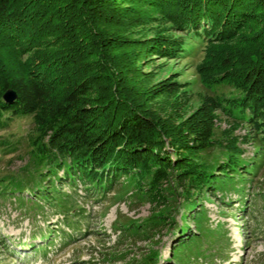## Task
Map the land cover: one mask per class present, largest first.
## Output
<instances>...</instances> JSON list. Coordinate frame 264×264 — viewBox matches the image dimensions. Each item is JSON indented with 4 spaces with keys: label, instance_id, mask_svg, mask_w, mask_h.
Wrapping results in <instances>:
<instances>
[{
    "label": "trees",
    "instance_id": "1",
    "mask_svg": "<svg viewBox=\"0 0 264 264\" xmlns=\"http://www.w3.org/2000/svg\"><path fill=\"white\" fill-rule=\"evenodd\" d=\"M149 20L169 25L133 41L122 35ZM200 45L196 70L206 91L199 104L179 119L153 112L148 102L177 82L142 88L137 58L179 59ZM7 89L16 94L11 103L3 99ZM220 113L231 122L217 132ZM26 116L33 129L23 171L38 172L41 183L72 187L79 179L104 193L123 178L159 204L167 201L165 190L179 189L191 209L226 179L250 180L245 174L261 166H250L238 143L253 129L261 141L256 153L264 149V0H0V130ZM242 126L250 128L239 139L233 132ZM8 178L19 192L34 181L23 173ZM50 186L41 194L48 196ZM167 212L123 229L146 234L166 223ZM195 236L174 247L176 259Z\"/></svg>",
    "mask_w": 264,
    "mask_h": 264
},
{
    "label": "rangeland",
    "instance_id": "2",
    "mask_svg": "<svg viewBox=\"0 0 264 264\" xmlns=\"http://www.w3.org/2000/svg\"><path fill=\"white\" fill-rule=\"evenodd\" d=\"M168 25L149 20L126 27L122 35L133 41ZM166 31L184 35L170 27ZM202 50L201 45L189 49L179 59L161 54L137 58L135 80L142 88L177 82L175 90L161 92L148 102L153 112L179 119L199 104L206 91L196 70ZM220 117L217 132L228 129L231 122L222 113ZM249 128H235L233 134L241 139ZM32 129V119L26 116L13 117L0 130V264H264V149L256 153L260 135L255 136L253 129L250 140H240L238 145L244 150L242 157L254 162L250 166L260 160L258 171L245 174L250 180L226 179L221 188L199 196L191 209L184 205L179 189L165 190L167 201L159 204L136 194L123 178L104 193L85 189L79 179L72 187L57 179L52 180L53 186L47 178L41 183L38 172L30 176L23 171ZM22 173L34 181L20 192L13 191L16 186L8 176ZM35 183L41 189L35 190ZM47 185L51 192L45 196L41 192ZM58 197L67 204L59 199L56 204ZM66 206L69 214L63 212ZM162 208L170 218L158 229L146 234L123 229L130 222L144 226L153 211ZM189 233L196 235L197 242L182 245L176 259L174 247ZM154 253L155 259L148 262Z\"/></svg>",
    "mask_w": 264,
    "mask_h": 264
},
{
    "label": "water",
    "instance_id": "3",
    "mask_svg": "<svg viewBox=\"0 0 264 264\" xmlns=\"http://www.w3.org/2000/svg\"><path fill=\"white\" fill-rule=\"evenodd\" d=\"M16 97V94L13 90L11 89H7L4 94H3V99L8 102L11 103Z\"/></svg>",
    "mask_w": 264,
    "mask_h": 264
}]
</instances>
